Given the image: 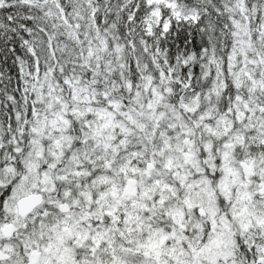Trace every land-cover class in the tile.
I'll return each instance as SVG.
<instances>
[{"label":"snow or ice","instance_id":"snow-or-ice-1","mask_svg":"<svg viewBox=\"0 0 264 264\" xmlns=\"http://www.w3.org/2000/svg\"><path fill=\"white\" fill-rule=\"evenodd\" d=\"M0 264H264V0H0Z\"/></svg>","mask_w":264,"mask_h":264}]
</instances>
